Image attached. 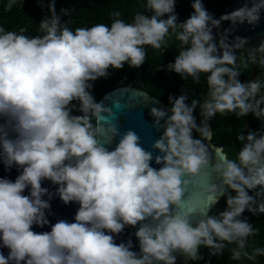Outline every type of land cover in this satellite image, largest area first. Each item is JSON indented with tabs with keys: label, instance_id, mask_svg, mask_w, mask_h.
<instances>
[{
	"label": "clouds",
	"instance_id": "obj_1",
	"mask_svg": "<svg viewBox=\"0 0 264 264\" xmlns=\"http://www.w3.org/2000/svg\"><path fill=\"white\" fill-rule=\"evenodd\" d=\"M55 2L48 4L50 17L40 21L43 35L29 36L24 28L15 32L0 25V116L7 117L0 124V158L7 167L22 169L15 181L0 177V247L10 250L7 256L0 251V264H176L174 252L198 260L201 246L218 255L231 244L237 246L231 249L233 260L255 261L264 255V248H255L252 254L246 251L248 237L259 229L241 219L246 209L264 213V133L241 132L243 147L237 159L222 158L215 164L222 181L204 191L218 193L214 202L226 196L224 211L202 214L193 227L189 214L176 210L173 214L171 209L183 204L189 185L197 187L210 175L204 171L211 159L208 148L192 135L193 129L206 138L211 134L207 124L196 123L197 104L205 121L217 113L233 112L264 118L260 94L264 82L259 77L246 83L238 79L234 49H242L247 39L237 36L229 43L231 29H226L217 44L213 34L222 21L255 25L264 0H251V7L246 3L219 19L202 0H194V12L184 22H178L176 0H146L145 8L154 13L151 17L137 13L126 23L115 11L110 26L97 23L74 31L67 22L62 24ZM15 3L8 0L5 10ZM60 11L69 15V9ZM173 35L187 47L168 69L194 83L200 82L202 73H210L208 92L207 99L202 103L193 99L191 106L185 103L186 95L169 98L173 114L153 144L162 153L155 156L163 165L156 169L151 166L153 153L140 145L133 130L122 134L114 150L104 146L101 134L107 131L113 137L119 130L111 121L101 123L102 114L113 116V109L96 102L89 89L91 82L108 76L110 67L121 69L127 63L139 68L146 61L145 46L159 50ZM249 62L264 69V40L248 59L241 55L243 67ZM73 101H79L82 115L72 114ZM150 114L156 125L167 115L156 107ZM9 130L17 134L15 139ZM45 179L59 185L57 194L65 204L80 206L75 222L61 219L51 231L35 232L33 225L50 223L45 210L51 208L52 197L42 187ZM29 186L30 194L24 195ZM248 190H256L255 196ZM188 202L199 209L195 199ZM140 222L144 223L135 233L139 254L130 250L131 240L117 244L105 231L118 235L126 225Z\"/></svg>",
	"mask_w": 264,
	"mask_h": 264
},
{
	"label": "trees",
	"instance_id": "obj_2",
	"mask_svg": "<svg viewBox=\"0 0 264 264\" xmlns=\"http://www.w3.org/2000/svg\"><path fill=\"white\" fill-rule=\"evenodd\" d=\"M194 0H176L175 13L178 22H184L194 12L192 3ZM8 0H0V25L6 30L19 32L21 28L26 29L29 36L43 35L39 25L41 19L50 17L48 4L50 0H16L10 11L5 10ZM205 9L219 19L221 15L231 12L230 0H202ZM146 0H56L55 7L57 14L61 17L62 24L67 22L71 30L77 27H90L97 23L111 25L115 17L112 13L119 11L120 19L126 23H131L135 14L144 13L151 17L154 13L152 10L145 8ZM69 9V15L61 13V9ZM165 14L164 18H167ZM229 21H222L219 28H213L215 42L219 44L222 33L228 29ZM167 39L166 47L157 50L151 46H145L146 61L139 68L129 67L127 63L121 69L109 68L107 77H100L91 82L92 87L89 89L96 102L101 97L116 88L135 87L148 95L157 98L164 105L172 108L169 98H178L180 95H186V101L191 106L192 100L197 99L201 103L207 99L208 85L206 74H201L200 82L194 83L191 77L182 78L179 74L168 69L169 63H174L176 56L183 47L182 43L171 36ZM261 95H264V88L261 89ZM185 101V102H186ZM72 114L82 115L79 110V101L72 102ZM264 107V105H262ZM201 108L197 104L193 115L196 123L203 118L200 114ZM3 117V116H2ZM7 121V117H3ZM248 120L251 130L254 132L264 133V119L257 118L254 113H248L245 116H238L236 113H229L221 116L217 113L214 117L207 120L212 128V143L215 146L224 149L228 159L236 160L239 149L243 143L239 141L238 136L241 132L247 133L244 124ZM96 125L95 118L91 121ZM14 132V139L16 138ZM194 135V139L196 138ZM259 188V186H258ZM258 190V189H257ZM230 191V190H229ZM249 195L255 196L256 190H248ZM235 196V191H230ZM227 208V197L221 196L214 208L208 215H218ZM241 219H246L254 228L259 231L248 237L246 251L252 254L255 248H264V213L254 214L247 209L242 214ZM237 247L235 244L228 245L222 253L211 255V250L207 246L199 248V255L202 259L192 260L189 264H264V255L258 256L255 261L242 257L240 260L231 259V249Z\"/></svg>",
	"mask_w": 264,
	"mask_h": 264
},
{
	"label": "water",
	"instance_id": "obj_3",
	"mask_svg": "<svg viewBox=\"0 0 264 264\" xmlns=\"http://www.w3.org/2000/svg\"><path fill=\"white\" fill-rule=\"evenodd\" d=\"M246 3L249 7L252 6L251 0H230L233 11L243 7ZM228 29H231V31L228 32L229 43H234L237 36L246 38L247 44L255 40H264V9L261 10L260 20L255 25L249 24L246 21L244 23L238 22L236 25H233L232 22L229 21ZM234 52L236 54L237 49H234ZM220 54L222 55V50H220ZM207 75H210V73H206V78ZM98 103H102L104 107L112 108L114 113L113 116H109L108 113H103L101 123L106 124L107 122L111 121L115 123L119 130V135H115L113 137H111V134L107 131L101 134L100 140L102 143H104V146L108 148L109 151L114 150L119 143L122 134L128 130H133L140 137V145L145 150L153 153L151 166L156 169L161 168L163 165L156 163L155 156L161 155L162 153H160L159 149L154 148L153 144L155 140L162 136L166 129L167 117L173 114L171 112V108L164 105L157 98L152 97L146 92L135 87L116 88L104 94ZM185 103L189 105L188 101ZM153 107L162 109L167 113V115L161 119L159 125H156L155 118L150 114ZM5 123V119L0 116V124ZM205 124H207L211 133L210 136L206 138L198 132L196 139H200L202 143H204L208 148L211 159L210 164L204 169V171L210 173V175L202 179L197 187H193L192 185L188 186L185 196L183 197V204L178 209H176L175 205L171 206L173 214L175 213V210L180 211L181 213L189 214L190 223L193 227L197 225L201 215L209 214L214 208L215 204L221 198L219 197L216 202H214L218 196V193L205 192L204 189L210 186L212 183L219 184L222 181V177L218 173H215L214 166L222 158H227L221 148L212 145V128L209 122L205 121L204 117L197 122V125L200 127H204ZM9 137L14 139V132L11 130H9ZM21 171L22 169L17 165H13L10 168L7 167L4 164L3 159L0 158V177L15 181L16 177ZM42 187L48 188L52 197L50 200L51 208L45 210L47 219L50 221V223L44 225L43 227H40L39 225H33V230L35 232L51 231V225L55 224L61 219L67 220L69 222H75V214L80 205L77 202L65 204L57 194V188L59 185L53 184L50 180L45 179L42 181ZM29 194L30 186L24 191V195ZM190 198L197 201L199 205L198 210H195L193 206L189 204L188 201ZM43 199L47 200L49 199V196L46 194ZM150 220L151 218H149V221L146 222H150ZM141 223L144 222H140L136 226L126 225L124 230L118 235L115 233H107V230L105 231L106 234H112L114 236L115 242L117 244L121 242L127 244V242L131 240L132 247L130 250L139 254L140 243L135 233L141 226ZM0 244H2V241H0ZM0 251H2L5 256H7L10 250L7 247H0ZM173 254L176 256V264H189L192 261L190 257L186 256L182 252H174Z\"/></svg>",
	"mask_w": 264,
	"mask_h": 264
},
{
	"label": "flooded vegetation",
	"instance_id": "obj_4",
	"mask_svg": "<svg viewBox=\"0 0 264 264\" xmlns=\"http://www.w3.org/2000/svg\"><path fill=\"white\" fill-rule=\"evenodd\" d=\"M232 11H233V8L231 6V12ZM228 28H229V26H228ZM261 41L262 40H255V41H252L251 43L245 44L242 49H237V52H236V55H237L236 65H237L238 70L241 72V74L238 77V79L242 83L250 82L252 80L257 79L258 77L261 79L262 82H264V69L260 68L258 64H253V63L249 62L247 68L243 67L242 64H241V55L245 59H248L250 53H252L255 49L258 48V46L261 43ZM256 55H257V58H259L260 53L257 52ZM229 66H231V65H229ZM250 128H252V127L249 125L248 120H246V122L244 124L245 132L246 133L254 132V130H251ZM192 133H193V138H194L195 134H197L196 137L198 136V131H196L195 129H193ZM212 145H214V143H212ZM215 147H217V146H215ZM219 148H221V147H219ZM221 149L223 150V153L226 155V157L228 159V156L224 152V149L223 148H221Z\"/></svg>",
	"mask_w": 264,
	"mask_h": 264
}]
</instances>
